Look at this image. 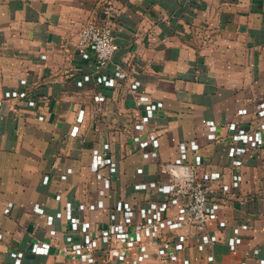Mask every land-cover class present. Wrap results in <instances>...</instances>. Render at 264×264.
Listing matches in <instances>:
<instances>
[{"label": "crops", "instance_id": "crops-1", "mask_svg": "<svg viewBox=\"0 0 264 264\" xmlns=\"http://www.w3.org/2000/svg\"><path fill=\"white\" fill-rule=\"evenodd\" d=\"M0 264H264V0H0Z\"/></svg>", "mask_w": 264, "mask_h": 264}, {"label": "built area", "instance_id": "built-area-1", "mask_svg": "<svg viewBox=\"0 0 264 264\" xmlns=\"http://www.w3.org/2000/svg\"><path fill=\"white\" fill-rule=\"evenodd\" d=\"M108 12L107 10L106 13ZM77 47L79 52L84 56L94 55L97 72L109 65L118 49L116 36L111 29L92 23L85 25L80 30ZM114 70L116 72L114 78H124L125 75L121 73L120 67L116 66ZM98 75L97 73L95 76L99 81L100 77ZM80 118L81 116L79 115ZM168 188L169 193L175 195L178 201L184 202L178 212V220L197 229L205 228L210 220L212 207L208 182L194 183L192 181H181L171 184ZM132 241L135 244L134 238ZM164 244L166 247L171 246L169 241ZM32 250L37 254H47L49 245H35ZM81 251L83 253L86 252L87 247L84 246Z\"/></svg>", "mask_w": 264, "mask_h": 264}]
</instances>
